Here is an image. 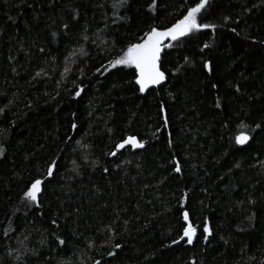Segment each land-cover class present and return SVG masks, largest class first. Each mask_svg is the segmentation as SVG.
Here are the masks:
<instances>
[{
    "label": "trees",
    "instance_id": "obj_1",
    "mask_svg": "<svg viewBox=\"0 0 264 264\" xmlns=\"http://www.w3.org/2000/svg\"><path fill=\"white\" fill-rule=\"evenodd\" d=\"M198 2L0 0V264H264V0H209L147 92L111 64Z\"/></svg>",
    "mask_w": 264,
    "mask_h": 264
},
{
    "label": "snow or ice",
    "instance_id": "obj_2",
    "mask_svg": "<svg viewBox=\"0 0 264 264\" xmlns=\"http://www.w3.org/2000/svg\"><path fill=\"white\" fill-rule=\"evenodd\" d=\"M128 4V0H119V3H114L113 7H124ZM209 0H199L196 3L195 7H191L187 14L176 23H174L171 27H168L164 30H158L155 27H152L148 32H146L141 39L140 42L131 44L128 46L126 52L118 59L111 61L113 67L116 65H123L128 68L135 69V84L139 86V91L144 93L149 87L159 86L163 81H165V72L161 70V52L164 48H172L175 45L173 42H179L183 37H187L194 32H199L202 29H215V25L201 23L198 20V17L201 15L202 10L208 6ZM150 11H154L156 8V0H151V3L148 5ZM67 28L68 25L66 24ZM235 31V29H233ZM55 36V33H53ZM168 43H165V42ZM209 45L205 44L204 48H208ZM43 51V49H41ZM185 62L187 63V58H185ZM204 67L208 69L209 72L212 71L211 65L209 63H205ZM100 71V69H97ZM176 71H180L177 68ZM40 73H37L39 76ZM239 91V88L236 89ZM82 91V89H81ZM80 95V91H77L76 96ZM216 107H220V103L217 102ZM163 111V109H162ZM164 125L167 127L168 120L165 116ZM77 125L75 123L72 124V129L75 130ZM248 125L241 123L240 129L241 131L235 135V143L237 145H245L251 139V136L248 132L243 131V129L247 128ZM261 124L257 123L255 128H261ZM71 139V137L69 138ZM126 145H130L132 148H143L144 144L139 142L135 137H128L122 142L118 143L115 147L116 150L110 153L111 156H116L117 152L121 149H124ZM3 153V149L0 148V154ZM58 162L53 160L48 168L46 176L48 178L53 177L54 170L57 168ZM107 171V169H105ZM174 171L179 173L181 171L180 162H175ZM45 178L38 177L35 178L30 187L24 193V199L29 203L39 204L38 196L42 190V184H44ZM183 218L185 222L189 219V213L187 211L183 212ZM55 223V221H53ZM195 228L189 224L187 227L183 229V235L181 239H187L188 244H192L193 237L195 235ZM204 233L211 235V232L208 227H204ZM205 241H207L208 236H204ZM61 244L64 243L63 240L60 241ZM173 243H178V241H173ZM116 247H120V245H116ZM97 264L99 262L97 261Z\"/></svg>",
    "mask_w": 264,
    "mask_h": 264
},
{
    "label": "water",
    "instance_id": "obj_3",
    "mask_svg": "<svg viewBox=\"0 0 264 264\" xmlns=\"http://www.w3.org/2000/svg\"><path fill=\"white\" fill-rule=\"evenodd\" d=\"M158 30H159V29H158ZM165 43H168V42L166 41ZM165 49H166V48H164V49L162 50V52H161V58H162V55H163ZM165 81H166V78H165ZM165 81H163L161 84H164ZM161 84H160V85H161ZM153 87H154V86L149 87L145 92L149 91V90L152 89ZM135 138H136V137H135ZM136 139L139 141L138 138H136ZM139 142H140V141H139ZM128 147L132 148L130 145H126V147H125L124 149H126V148H128ZM144 147H145V146H144ZM144 147H143V148H132V149H133V151H139V150L144 149ZM121 150H123V149H121ZM195 236H196V234H195L194 237H193V242H194V238H195ZM183 240H187V239L185 238V239H183ZM183 240L181 239V240L178 241V243H176V244H179V243L182 242ZM193 242H192V243H193ZM188 245H191V244H188Z\"/></svg>",
    "mask_w": 264,
    "mask_h": 264
}]
</instances>
